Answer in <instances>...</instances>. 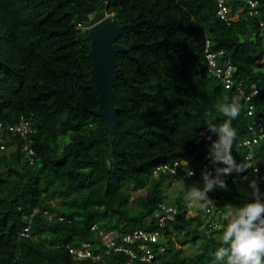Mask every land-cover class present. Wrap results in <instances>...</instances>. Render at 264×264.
Instances as JSON below:
<instances>
[{
	"label": "trees",
	"instance_id": "1",
	"mask_svg": "<svg viewBox=\"0 0 264 264\" xmlns=\"http://www.w3.org/2000/svg\"><path fill=\"white\" fill-rule=\"evenodd\" d=\"M228 6L230 18L224 22L217 0H0V123L13 125L31 116L34 128L26 140L4 137L0 264H131L123 253L75 259L69 248L81 242L91 243L94 254L105 250L99 232L92 231L95 224L119 236L158 231L161 239L151 264H214L226 223L222 216L251 202L252 179L264 194V167L255 174L233 171L220 176L225 188L207 194L215 207H194L197 217L187 215V186L203 188L202 167L217 139L207 129L211 118L205 113L211 111L212 122L221 124L226 118L213 106L224 97L239 98L241 113L232 121L236 163L249 154L239 143L264 117V0H228ZM105 15L126 26L117 41L126 51L116 59L117 128L112 135L96 115L89 28H80ZM207 40L210 51L223 52L218 67L230 61L234 68L231 89L212 71ZM239 84L245 96L258 91L249 102L254 116L247 114ZM26 145L35 151L33 162L23 152ZM260 158L264 139L254 149V161ZM175 163L179 176L155 173ZM216 167L224 165L210 166L212 178ZM187 170L195 175L184 178ZM174 180L182 185L170 201ZM130 187L146 188L147 194L131 200ZM161 204L176 210L163 229L156 218ZM187 244L195 249L190 257Z\"/></svg>",
	"mask_w": 264,
	"mask_h": 264
},
{
	"label": "clouds",
	"instance_id": "2",
	"mask_svg": "<svg viewBox=\"0 0 264 264\" xmlns=\"http://www.w3.org/2000/svg\"><path fill=\"white\" fill-rule=\"evenodd\" d=\"M224 4L228 9V17L230 18L231 9L228 6V0H225ZM105 17L111 16L105 15ZM97 23L80 28L82 30L89 28L90 30ZM211 46V41L207 40L206 57L209 52L218 55V57L223 55L222 51H210ZM238 86L241 87V84ZM213 107L216 112L222 114L226 119L221 124L213 123V113L211 111L205 113L207 117L211 118L207 124L208 131L215 133L217 136V139L212 141L208 149L207 158L214 166L223 164L224 167L215 168L216 178H212L210 172L204 171L202 173L204 181L202 189L195 185L187 186L185 200L188 206L201 210H207L210 206L215 207L207 194L214 187L225 188L224 181L219 179L221 175H230L233 171L240 173L247 169L242 165H238L231 154L233 148L237 145V130L233 127L232 121L241 113L239 98L233 97L229 100L224 97ZM262 118L264 119L263 116ZM201 136H204V133H201ZM205 138L209 141L212 140L211 136ZM185 163L187 164V162ZM254 172H258V169H255ZM186 175L191 177L194 172L187 170ZM244 179L247 180L248 178L245 177ZM249 187L252 189L251 202L248 200L235 207V210L229 212L227 216H222L226 223L222 226L220 236L222 246L214 252V264H264V194L260 192L257 179L249 181Z\"/></svg>",
	"mask_w": 264,
	"mask_h": 264
},
{
	"label": "built area",
	"instance_id": "3",
	"mask_svg": "<svg viewBox=\"0 0 264 264\" xmlns=\"http://www.w3.org/2000/svg\"><path fill=\"white\" fill-rule=\"evenodd\" d=\"M219 9L217 11L218 17L227 22L228 17V9L225 6V0H217ZM252 7H255V3L250 2ZM217 57L218 55L208 53L207 59L209 64L212 68V71L215 75L220 77L222 75V81L226 89H231L234 86V82L232 80L233 74V67L230 62H227L225 68L218 67L217 64ZM223 69V70H222ZM238 93L241 97L245 98V101L248 105L247 113L250 116L255 115V107L253 105H249L252 96L258 95V91L255 90L251 96H245L242 88L240 86L237 87ZM254 127L251 128L252 135L249 138L244 139L241 143H239L240 147H245L249 150V154L246 157L244 162L237 163L238 165H242L247 169L245 171H250L251 173L254 172L255 169H259L264 167V158L258 159L256 163L254 161V149L255 146L260 143L264 139V119L260 117L255 123ZM34 132L33 128V120L31 116H22L17 124L13 125H3L0 123V153L7 150V147L4 143V137L7 134L19 135L24 140H26L29 135ZM23 152L27 153L28 158L31 162H33V157L35 156V151L30 148L28 145L23 147ZM208 157V156H207ZM206 157V162L203 164V171H208L212 163ZM161 172H169L174 176H179L178 172V163H175L173 166L164 165L156 169L155 173ZM193 172V171H192ZM195 175V172H194ZM188 177L186 174L183 176ZM213 178H216V174ZM220 179V177H219ZM211 199V198H210ZM213 202V201H212ZM161 209L163 210L161 213L156 214V218L159 221V227L161 229L166 227V222L168 220H174L176 210L173 208H167L164 204L160 205ZM211 214V210H208ZM165 214V215H163ZM49 219H52L48 213H46ZM163 215V216H162ZM212 216V214L210 215ZM211 219V218H210ZM211 229L217 227V223L215 221L211 222ZM92 231L99 232L100 236L102 237V242L104 245L105 250L100 251L98 254H94L92 251V245L89 242H81L78 247H70L69 252L75 257L76 260L82 261L85 259H92V260H102L104 255H111L112 253H123L129 257V261L131 264H151L154 259L156 258L154 246L159 243L161 239V235L158 231H145L142 229L134 230L132 232L126 233L122 236H119L116 231H102L99 229L98 225L92 226ZM28 228L25 229L22 233V236H27ZM165 247L160 246L159 251L160 253L165 252Z\"/></svg>",
	"mask_w": 264,
	"mask_h": 264
},
{
	"label": "water",
	"instance_id": "4",
	"mask_svg": "<svg viewBox=\"0 0 264 264\" xmlns=\"http://www.w3.org/2000/svg\"><path fill=\"white\" fill-rule=\"evenodd\" d=\"M125 25H118L108 17L90 28L88 58L92 62L90 83L98 93L99 107L96 115L106 121L110 135L117 128V109L114 106V87L118 77L117 55L126 48L117 41L123 35Z\"/></svg>",
	"mask_w": 264,
	"mask_h": 264
},
{
	"label": "rangeland",
	"instance_id": "5",
	"mask_svg": "<svg viewBox=\"0 0 264 264\" xmlns=\"http://www.w3.org/2000/svg\"><path fill=\"white\" fill-rule=\"evenodd\" d=\"M106 18L107 17H105V16L102 17V18L96 16L94 18V21H93L92 24H95L97 22H101V21H103ZM10 153H11V151L8 150L7 155L9 156ZM181 185H182V183L178 182V180H174L172 182L171 187L168 189V194H169L170 197H172L170 201L173 200V196L175 197L177 195L179 187H181ZM129 190H130V192L132 194V199L131 200H134V199H136L139 196H143V195L147 194V189L146 188H143V189H140V190H133V188L130 187ZM189 208H190V210H189V212L187 214L188 218L197 217V211L195 210V208L194 207H189ZM184 250H185V255L188 256V257L192 256L195 253V249L191 247V244L185 245L184 246Z\"/></svg>",
	"mask_w": 264,
	"mask_h": 264
}]
</instances>
